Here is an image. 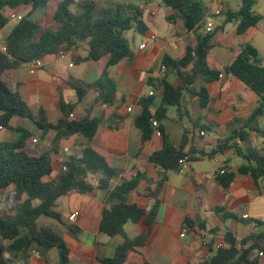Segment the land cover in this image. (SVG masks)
<instances>
[{"label":"crops","instance_id":"obj_1","mask_svg":"<svg viewBox=\"0 0 264 264\" xmlns=\"http://www.w3.org/2000/svg\"><path fill=\"white\" fill-rule=\"evenodd\" d=\"M57 1L52 3L54 6L52 4V7L50 6L52 8L50 18ZM120 1L141 5L136 3L138 0ZM144 2L145 5L149 3L147 14L144 13L143 17L147 30L144 34H139V38L135 35L138 33L132 31L129 45L131 55L118 64L105 68V58L95 62L77 63L76 58L86 53L85 47L80 46L64 52L62 58L59 54H55L41 60V66L38 69H48L50 66L53 71L50 78H40L35 75L36 71L30 74L28 68L26 75H22L18 69L24 65L13 71V81L9 83V87L12 90H18L33 112L42 108L50 123H56L60 115L56 107L58 97H62L67 103L75 104L73 118L89 116L100 121L97 132L90 141L79 135L55 141L54 131L49 130L42 134L30 122L21 119H14L9 128L0 129V143L18 140L20 133L17 129L20 127L30 132L26 140L28 149L37 153H50L53 172L48 176V181L59 174L61 164L66 157H78L85 147H91L105 155L109 165L118 171L112 186L122 179H130L140 173L143 178L139 181L137 189L143 191L153 187L158 168L148 162V157L159 150L161 144L157 135L153 134L139 147L140 132L134 125V118L142 110L138 101L142 96L153 91V87L148 85L150 78L155 83L161 79L171 84L179 83L175 71L162 69L163 56L167 55L173 59L181 58L186 45L195 43L196 35L203 34L205 24L209 21L213 23V21L207 16L200 30L186 32L179 18L167 20L172 13L169 9L166 20L171 34L162 35L159 33L161 24L157 20L155 6L150 3V0ZM223 6V13L216 16L222 23L225 21L227 11H236H232L224 4ZM152 9L156 11L155 16L150 14ZM27 12L28 9L20 7L15 10L6 9L7 15L24 16ZM9 23H12V26L7 29ZM9 23L0 31V52L17 20L10 18ZM236 26L235 21L236 35L231 37L222 33V29L215 34L213 48L208 55V62L213 68L223 69L233 61L246 44L253 45L260 55L261 48L252 31L257 32L256 26L248 28L243 34L236 33ZM152 27L157 28L158 32H154ZM214 27L219 26L214 25ZM150 36L154 38L150 40ZM143 43L146 46L140 49ZM262 59L264 60V57ZM70 64L72 65L69 66ZM104 69L116 87L110 102H103L101 99V86H106ZM73 79L87 84L98 83V81L102 83L101 86L98 84V88L89 89L84 98L77 102L76 94L69 86V82ZM202 85L204 84L198 82L197 87ZM205 87L209 94L206 107H200L197 96L185 94L178 108L175 106L168 108L164 127L171 141L178 143L182 139L184 128L192 129L193 125L197 124L198 126L193 129V145L207 153L217 148L218 143L226 139L232 131L247 125L246 122L253 109L259 105L260 99L231 75L223 74L217 81L210 82ZM159 102L160 96L157 94L151 106L152 112L155 111ZM128 108L130 111L127 110ZM171 110H175V113H171ZM224 126H227V129L221 138L219 133ZM257 127L262 134L251 132L249 142L233 141L242 153L250 148L256 149V145L264 140V115L257 120ZM200 132L203 134L201 135ZM229 154L239 157L241 161L233 163L227 156ZM241 163L242 158L235 149L227 148L223 152H216L211 157L206 156L193 162H186L179 173L169 174L160 193V205L146 245L129 250L123 264H199L202 258L213 255L217 251L216 243H225L226 231L238 239L250 238L260 247L264 246V230H262L264 177L256 183L250 176L235 175L228 189H223L216 180L221 168H226L228 172H235ZM1 193L6 194L4 197L0 196V216L13 213L16 205L13 189L10 187L0 190ZM94 194L97 201L106 202V191L98 190ZM90 199L88 195L78 193L59 197L55 201V211L59 215V220L48 217L37 219L38 226L51 227L65 241L71 255L68 264H103L102 260L112 258L117 247L123 242V237L119 234L109 237L101 233L99 219L82 210L81 206ZM37 203L34 202V205ZM72 214H76L74 220L69 219ZM244 215L247 217L244 218ZM185 219L190 220L193 226L184 237H181ZM146 230L147 226L143 218L135 224L127 222L124 225V231L129 238H135ZM205 238L207 241L204 244ZM4 245L6 246L7 242H4ZM258 251L256 250L253 256L257 257L260 264H264V255L257 256ZM5 257L10 259L12 264L59 263V253L56 248L48 250L33 248L16 256L7 252Z\"/></svg>","mask_w":264,"mask_h":264},{"label":"trees","instance_id":"obj_2","mask_svg":"<svg viewBox=\"0 0 264 264\" xmlns=\"http://www.w3.org/2000/svg\"><path fill=\"white\" fill-rule=\"evenodd\" d=\"M103 1V2H102ZM58 0L51 15L52 27L44 26L31 19L32 13L41 9L48 12L55 0H0V31L10 22L6 9L26 8L28 12L12 28L5 39V51L0 52V125L9 128L14 119L30 122L42 134L51 130L55 132V141L72 135H79L90 141L96 134L99 120L89 116L70 118L75 104L67 103L58 97L56 107L60 112L56 123H50L42 108L33 112L18 90H12L9 83L13 81V71L33 60H43L47 56L68 52L80 46L85 47V55L76 58L77 63L106 59L105 68L118 64L131 55L127 31L144 34L147 30L143 17L144 7L135 3L120 0ZM257 0H240L239 8L225 13V21L237 22L236 33L243 34L248 28L255 27L262 17L252 7ZM165 7L172 11L168 21L179 18L186 32L200 30L204 24L206 7L202 0H162ZM221 30L196 35L193 44H187L184 54L179 59L167 55L162 64L175 71L178 84H171L165 79L154 82L148 79L153 87L152 94L142 96L138 105L142 107L134 118V125L140 132L139 147L156 132L161 147L148 157V162L158 168L153 187L139 191L138 183L143 175L138 173L130 179H122L112 186L118 171L112 168L105 155L91 147H85L81 154L66 157L59 174L47 180L53 172L50 153H37L26 147L30 132L18 128L20 137L15 141L0 143V190L13 189L16 205L13 213L0 216V264H12L5 254L16 256L33 248L48 250L56 248L59 253L58 264H68L70 252L65 241L51 227H40L37 219L48 217L59 220L55 211L57 198L70 193L84 194L91 199L81 206L82 210L99 219V231L109 237L119 234L123 237L112 258L103 259V264H123L127 252L146 245L150 228L155 222L160 205V193L169 174L179 173L182 169L179 160L193 162L200 158L211 157L216 152L234 148L242 158V163L235 172L218 173L217 182L223 189H228L235 175L250 176L256 183L264 177V150L250 148L241 152L235 144V138L241 142H249L250 133L262 134L257 127V120L264 115V60L257 49L246 44L233 61L223 69L213 68L208 62V55L213 48V38ZM231 75L243 83L260 99L259 105L253 109L246 126L232 131L226 139L220 141L213 151L205 152L194 145V131L184 128L180 142L171 141L164 127L169 107H179L182 97L187 94L199 98L200 107L207 106L210 82L217 81L221 75ZM106 86L98 83L87 84L79 80H71L69 86L74 90L77 102H80L91 88L102 89L101 99L110 102L116 87L103 71ZM198 82L202 86L197 87ZM109 91L111 92L109 94ZM159 94L160 102L155 111L151 106ZM179 110V109H178ZM180 115V112H179ZM178 115V119H179ZM153 120L156 125H153ZM204 129V127H201ZM97 176V179H96ZM106 191V202L95 198V191ZM131 199L129 200V197ZM24 197V199H22ZM34 202H38L34 205ZM147 230L129 238L124 225L127 222L137 223L141 219ZM184 225L192 227L193 223L185 219ZM202 226L201 224L199 225ZM75 232V231H74ZM225 246L217 249L210 256L201 259L199 264H260L253 254L258 251L259 257L264 255V246L260 247L250 238L238 239L229 231L224 233ZM7 242V245H4ZM252 242V243H251ZM259 252L262 255H259Z\"/></svg>","mask_w":264,"mask_h":264},{"label":"rangeland","instance_id":"obj_3","mask_svg":"<svg viewBox=\"0 0 264 264\" xmlns=\"http://www.w3.org/2000/svg\"><path fill=\"white\" fill-rule=\"evenodd\" d=\"M98 1H102V0H98ZM145 0H138L136 1V3H140L141 5L144 6L145 9V15L147 14V7L149 5V3H147L145 5ZM151 4H153L155 6V9L157 11V20L159 21V23L161 24V30L159 31L160 34L162 35H170L171 34V30L169 28V24L166 20V16L168 14V8L164 6L162 0H150ZM205 7H206V14L205 17H209V19H211L214 23L215 26H219L221 27V32L226 34L227 36L231 37V35H236L235 34V21H230V22H226V23H222L220 21V19L216 16L213 17V12L216 8H218V6L220 4H224L227 7H229L232 11L233 10H237L240 6V0H202ZM103 2V1H102ZM52 6H54V4H52ZM51 6V7H52ZM49 8V11L47 13H44L43 10L41 9H37L35 10L32 15L31 18L35 21H37L38 23L44 24V26H48V27H52V20L50 18V13L52 11V8ZM252 10L256 13L259 14L262 19L259 22L258 25H256V30H252L253 34L255 35L256 38V42L258 44V46H260V56L264 57V0H257L256 3L253 5ZM13 23V22H12ZM12 23H9V25L7 26V29H9L12 26ZM152 30L154 32H158L157 28L152 27ZM255 31V32H254ZM133 32L132 31H127L124 33V35L126 36V38L128 39V44L130 45L131 43V34ZM137 38L140 37L139 34H135ZM0 43H1V38H0ZM103 59V58H102ZM28 66L24 65L22 68L18 69L19 73L22 75H26V71H27ZM52 69L49 66V68H41V69H37L35 72V75H37L40 78H50L52 76ZM171 113H175V110H171ZM202 124V123H200ZM227 126L221 127L222 132L219 133V136H223L224 131H226ZM223 138V137H221ZM260 142V141H259ZM231 158L233 163H238L241 161V159L237 156H233L232 154L227 155ZM97 179V176H96ZM6 193H1L0 196L4 197Z\"/></svg>","mask_w":264,"mask_h":264},{"label":"built area","instance_id":"obj_4","mask_svg":"<svg viewBox=\"0 0 264 264\" xmlns=\"http://www.w3.org/2000/svg\"><path fill=\"white\" fill-rule=\"evenodd\" d=\"M223 11H224V6H223V4H220V5L218 6V8H216V9L214 10V12H213V16H219V15H221V14L223 13ZM150 14H151L152 16H155V15H156V11H155L154 9H152L151 12H150ZM9 18H11V19H16V20H20V19L22 18V16H20V15H15V14H10V15H9ZM214 29H215V27H214L213 23H212L211 21H209V22H207V23L205 24L204 32H206V33H211V32L214 31ZM153 38H154L153 36H150L149 39L152 40ZM145 46H146V44L143 43L142 45H140V49H143ZM1 51H5V45L1 48ZM58 54H59V57H60V58H62V57L64 56V52H62V51L59 52ZM26 65L28 66V72H29L30 74H33V73H34V72H35V71L41 66V60L36 59V60H33V61L29 62V63L26 64ZM71 65H72V64H70L69 66H71ZM162 69L165 70L166 67L163 66ZM151 94H152V92L150 91V92H149V95H151ZM127 110L130 111V108H128ZM69 117L72 118V117H73V114H70ZM152 122H153V125L155 126V125H156V121L153 120ZM1 128H2V126L0 125V129H1ZM200 134L202 135L203 133L200 132ZM156 135H159V133L156 132ZM235 140H236V142L241 141V140L239 139V137H236ZM33 141L35 142V140H33ZM256 149H257V150H261V151L264 150V140L261 141V143H259L258 145H256ZM179 163H180L181 166L183 167V166H185V164H186V160H185V159H181V160H179ZM225 171H226V168H221V169L219 170L218 173L222 174V173H224ZM75 216H76V214H72V215H70L69 219H70V220H74V219H75ZM246 217H247V215H244V218H246ZM189 230H190V227H188L187 225H183L180 236H181V237H184L185 234H186ZM262 230H264V226H262ZM206 241H207V240H206V238H205V239L203 240V243L205 244ZM225 245H226L225 243H216L215 247H216V249H219V248H221V247H224ZM33 253L38 254L37 252H34V251H33ZM259 255H262V253L259 252Z\"/></svg>","mask_w":264,"mask_h":264}]
</instances>
